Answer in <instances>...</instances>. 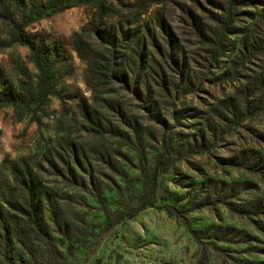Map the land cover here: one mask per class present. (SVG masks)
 <instances>
[{"label":"rangeland","instance_id":"obj_1","mask_svg":"<svg viewBox=\"0 0 264 264\" xmlns=\"http://www.w3.org/2000/svg\"><path fill=\"white\" fill-rule=\"evenodd\" d=\"M117 1L108 21L113 28L122 17L136 18L132 8L136 0ZM195 6L198 3L189 0H154L142 18L154 25L158 19L163 21L184 54L188 70L170 69L175 79L191 73L197 78L193 95L186 97L180 90L170 97H155V107L148 94L140 93L139 85L126 82L120 73L129 58L139 57L125 41L115 49L101 42L92 7L76 4L39 19L28 29L58 44L60 54L52 56L60 85L57 97L29 111L0 107V202L2 194H10L15 187V169L24 163L36 167L42 187L66 199L59 206L65 219H78L67 230L52 233L64 264H264V171L252 166L264 156V113L239 126L220 122L217 144L211 143L201 156L185 157L161 176L155 207L112 228L106 224L105 210L125 212L139 205L165 121L170 120L169 128L185 142L191 132L203 127L213 109L224 116L229 105L241 111L245 98L252 99L253 88H260L264 80V58L233 80L220 77L249 34L251 21H239L240 34L233 37L227 58L212 68L206 66L205 50L189 26L187 12ZM138 27L131 29L133 35L141 33ZM77 35L93 52L90 62L74 49ZM102 55L121 65L113 80L94 69V64H103ZM155 59L160 63V55ZM0 74L4 91L21 80L34 83L37 76L29 48L11 42L3 21ZM151 86L157 90L154 83ZM177 112L174 121L172 114ZM75 160L85 172L75 167L70 176L65 166H75ZM205 198L206 208L188 211L195 200ZM165 205L186 211L187 221L169 216ZM37 246L40 255L33 260L16 241L8 242V261L0 256V264H45L46 247Z\"/></svg>","mask_w":264,"mask_h":264},{"label":"trees","instance_id":"obj_2","mask_svg":"<svg viewBox=\"0 0 264 264\" xmlns=\"http://www.w3.org/2000/svg\"><path fill=\"white\" fill-rule=\"evenodd\" d=\"M117 0H0V21L9 28V37L12 43L28 47L31 53L37 76L34 83L30 80L19 81L17 86L10 84L4 91L0 88V107L11 106L31 110L33 106L47 104L52 97L58 96L60 85L57 71L55 69L54 52H58V44L55 46L50 38L41 33H30L28 29L39 19L56 11H62L74 7L76 4L90 6L94 9V19L97 21V37L105 45L112 48L118 47V43L125 41L132 54L139 57L136 60L128 59L120 73L126 82L136 86L139 85L141 94H148V99L158 105L155 97H170L173 93L182 90L184 96L189 97L195 93V74H183L175 79L171 70L187 69L184 54L172 42L171 36L158 19V24L144 21L143 16L148 14L154 0H136L133 11L136 13L134 20L120 18V24L113 28L108 26V21L116 11ZM198 3L193 10L187 12L190 23L191 35L198 45L205 50L206 66L212 68L227 58L230 43L233 37L239 35V21H251V30L239 43V48L234 52L235 56L230 62V67L220 77H228L232 80L247 69L249 65L264 58V0H189ZM253 7L254 10H250ZM138 19L141 23L138 24ZM139 26L141 33L132 34L131 29ZM74 49L80 53L84 60L89 61L92 50L86 49L81 36L74 37ZM178 50L180 52H178ZM160 55V63L155 56ZM101 57V56H100ZM103 64H94V69L105 77L113 80L118 77V62L111 63L108 56L102 55ZM90 62V61H89ZM129 75L131 76L128 79ZM1 76V74H0ZM1 78V77H0ZM133 80V81H132ZM157 87L152 90L151 83ZM260 88H253L251 98H245L244 108L237 111L235 105L224 108L226 116L222 112L213 109L206 118L202 128L191 132L185 142L178 140V135L169 128L170 120L163 123L165 130L157 140L159 151L153 156L150 172L145 180L144 194L139 205L129 208L125 212H111L105 210L106 224L108 228L137 216L148 208L155 207L159 180L162 175L170 171L175 164L187 156H201L208 152L210 144L218 143V128L220 122L239 126L257 115L264 113V80H261ZM0 80V87H1ZM138 91V90H137ZM139 92V91H138ZM143 95V94H142ZM258 99L259 102L253 105ZM240 112V113H239ZM178 112L172 114L175 121ZM106 162V161H104ZM234 163L233 161H230ZM108 163V162H106ZM230 163V164H231ZM233 165V164H231ZM255 171H264V156L258 164L252 165ZM41 167V166H40ZM57 171L58 167L50 164ZM75 167L84 171L83 166L75 160V166L68 163L66 172L71 176ZM39 171L36 167L24 163L21 168L13 171V182L15 187L10 194H2L0 202V256L8 261L10 253L8 242L16 241L27 255L37 260L40 255L37 243H42L48 252L45 264H64L60 258V252L53 242L52 233L56 229L69 227L70 222L78 219L66 220L60 203H65L63 196L55 192H49L42 187L39 180ZM92 184V179H90ZM215 195V194H213ZM202 201V202H201ZM208 199L195 200L188 211H198L207 207ZM163 210L169 216H175L187 221V212L177 209L172 205L163 206ZM264 211V210H262ZM51 215L50 220L46 215ZM61 215L64 217L60 220ZM79 214H77V217ZM52 224H51V223Z\"/></svg>","mask_w":264,"mask_h":264}]
</instances>
